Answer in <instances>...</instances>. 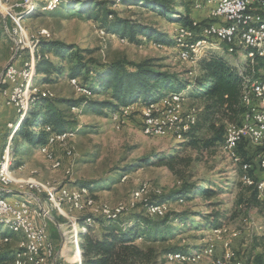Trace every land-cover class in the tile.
Listing matches in <instances>:
<instances>
[{
    "label": "rangeland",
    "instance_id": "1",
    "mask_svg": "<svg viewBox=\"0 0 264 264\" xmlns=\"http://www.w3.org/2000/svg\"><path fill=\"white\" fill-rule=\"evenodd\" d=\"M24 1L2 0L0 4V15L5 19V32L12 40V44H10L4 36L1 38L0 75L7 63L15 57L17 50L20 52L19 58H22L23 66H28L31 63L32 39L27 38L24 45H17L16 40L18 41L19 37L14 35L13 32L10 34L11 32L7 31H13L18 25L21 26L24 33L33 35V38L65 43L74 47L73 53L82 52V55L86 56V60L92 59L101 65L107 66L106 64L120 59H127L134 63L153 59L158 62L162 69L176 73L182 79H185L184 81H192L200 75L198 62L181 61L177 56L175 50L177 46L175 45L164 46L160 43L147 41L145 38H141L138 43L132 42L129 38L109 34L101 27V19L105 17L106 13L103 9L105 7L116 12L120 19L127 20L133 25H149L166 33L169 37L173 36L174 28L179 23L172 22L160 12H155L139 3L128 4L117 0H64L65 3H68V9L74 8L76 10L75 14H68L67 11L69 10L64 9V7H60L54 14H37L38 10H56L61 0L59 3H55V0H31L32 5L24 9L25 11L22 10ZM175 2L178 6L180 3H185L182 0H175ZM197 12H205V8ZM197 12L192 11L193 18L201 20V16L198 17ZM20 13H26V15L23 14L24 19L18 22L16 17ZM93 15L99 17V19L96 20ZM108 18L110 22H114L112 16ZM202 20L205 21V19ZM38 44L40 45V42ZM156 44H160L161 47L158 48L155 46ZM48 56L57 61L54 54H47L46 57ZM212 56L225 59L236 69L244 70L247 68L248 70V67H250L246 52L232 55L227 53L222 46L220 49L214 50L210 57ZM19 58L16 61L17 63H19ZM75 63L76 61L63 60L64 74L62 76L53 75L50 83L43 84L44 76L38 75L36 78L35 75L34 86H37L36 88L40 86L39 90L45 93L50 91L54 96L49 98H57L58 100H76L80 98V96L85 95L82 89L87 90L79 84L82 78L71 80L68 76V69ZM188 90L184 92V109L188 111L192 108H198L196 110L199 114V123L194 130V135L198 140H210L220 125H223L226 130L229 123L240 120V114L228 118L217 115L207 116L202 112V101L195 98L194 94H189L192 87ZM86 95L88 94L86 93ZM1 103L5 105L2 97L0 98V110ZM35 103L36 101L31 102L27 106L28 108L25 107L26 110L24 108L23 111L16 105L14 108L5 105V108L1 110L0 162L3 159L4 149L11 144L12 155L9 157L8 177L12 183L9 187L3 188L0 181V198L6 199L10 203L29 198L32 200V207L37 209V206H40L39 203L26 194L36 195L41 200L43 208L49 210L50 214L45 219L37 218L35 224L45 231L47 239L54 249L55 246L48 230L50 216L55 217L60 223L63 235V247L59 252L61 257H66L72 264L80 263L79 258H77L76 247L67 239L71 237L70 231H72L74 225L81 226L78 220L81 217L95 216V213L103 217H111L114 215L111 213L115 212L116 214H125L142 210L146 212L147 210L146 213L150 217L156 218L157 216L151 215L152 213L149 212V202L156 201L157 198L163 195L172 194L185 182L207 186L216 191L218 195L209 202L197 196L191 201L186 200L182 204L178 203L179 199L170 201V203L164 202L166 203V212L164 211L163 216L183 211L184 213L190 212L193 215L202 212L203 216L219 213L218 224H223L242 234L232 244L236 256L246 260V264H251L256 256L261 255L260 240L263 239L264 235L263 198L258 197L259 200L256 199L255 201L252 196L253 189L240 183L238 177L240 171L232 164L223 151L221 144L202 151L186 148L187 141L184 135L167 134L161 137H148L142 132L143 125L141 127V116L139 115L140 112L137 111V105H131L118 111L120 113L127 111L126 115L119 119V129H117V124L111 117L113 113L107 114L105 117L91 112L74 116L77 112L79 113V108L73 110L68 109L67 106H62L61 109L68 116L69 125L66 129L75 128L74 130H78V132L75 138L63 143L57 142L51 147L53 157L61 164L59 168H53V162L45 158L39 149L29 150L26 155H20V157H16L12 151V138L27 117L30 109L35 106ZM139 106V109H144L145 105L139 104ZM131 111H135L133 115ZM44 127L38 130H44ZM74 133L76 132L74 131ZM150 155L177 156L179 159L176 164L179 165L181 170L176 174L166 167L150 165L144 168H132V170L127 171V168L135 166L139 160ZM252 155L253 152L250 151V157ZM17 161L21 162L19 168L15 165ZM12 164L16 170H11ZM28 182L36 183L39 189L35 190L31 184L27 185ZM81 187L88 190L90 187L94 189L93 193L89 190L90 197L95 200L94 206L84 210H66L65 205L59 209L53 206L50 199L55 196L59 197L58 188H64V193H67ZM3 190H14L21 194H7ZM210 204H218V206L209 208ZM11 217V213L0 216V221H7ZM191 222L190 226L179 231L171 239L168 243L171 247H184L188 253L200 252L205 248L208 241H210L211 229L215 227L207 224L204 217L200 219L193 218ZM6 223L8 222H4V225L0 224V231L2 230L7 234L0 239V249L15 247L10 242L5 243L2 240L9 237L11 241V236L8 235H15ZM87 224L89 226H82H86L88 231L90 226L98 227L92 219H89ZM176 225L179 228L182 226ZM1 226L9 231L3 230ZM51 226L53 227L52 224ZM53 229L56 239L58 238V231L55 227ZM16 235L21 236V242L24 237L20 234ZM59 248L60 246L55 249L56 254ZM221 253L222 248L218 244L215 255L220 256ZM165 259L166 264H179L178 262L169 263L167 256ZM36 261L37 259L33 263L36 264ZM197 264L216 263L213 258L204 257Z\"/></svg>",
    "mask_w": 264,
    "mask_h": 264
},
{
    "label": "trees",
    "instance_id": "2",
    "mask_svg": "<svg viewBox=\"0 0 264 264\" xmlns=\"http://www.w3.org/2000/svg\"><path fill=\"white\" fill-rule=\"evenodd\" d=\"M117 1L128 4L139 3L155 12H160L168 20L179 23L178 26L192 27L193 22L197 20L193 18L192 14V11L195 13L197 11L194 10L193 3L189 0H182L185 3H180L179 6L175 0ZM60 7H64V9L69 8L68 3L61 0L56 10H38L37 14H54ZM103 9L106 13L105 17L101 19V27L107 33L129 38L130 41L137 43L141 38H145L147 41L160 43L164 46L175 45L173 36L169 37L166 33L149 25H133L127 20L120 19L116 12L108 8L107 10L105 7ZM68 10V14H75L76 10L74 8ZM109 16L114 18L113 23L112 21L110 22ZM94 17L96 20L99 19V17ZM197 21H201L203 24L207 20ZM3 36L7 39L8 43L12 44L11 38L5 32V19L0 15V43ZM73 49L74 47L59 41L41 40L38 46L40 58L36 62V78L38 75H42L44 76L43 84L50 83L53 75L62 76L64 74L63 60L76 61L75 65L68 69V76L71 79L82 78L79 84L83 88H86L89 94L82 95L76 100H58L57 98L39 96L36 100L37 104L35 103V106L30 109L27 117L23 120L12 138V151L16 157L26 155L29 150L42 149L46 146L49 136L53 134L69 130L75 131V134H77L78 130H74L75 128L66 129L69 125L68 116L61 109L62 106H67L68 109L79 108V113L77 112L74 116L91 112L105 117L107 114L117 113L122 108L131 105L139 106V104L147 105L148 103L164 101L172 94H181L185 98L184 92L189 91L188 89L192 87L189 94H194L195 98L202 101V112L207 116L217 115L228 118L232 115L240 114L241 117L244 112L241 102V75H251L253 71L258 72L264 64L262 60H259L254 64L250 62L248 70L247 68L244 70L236 69L223 58L210 57L212 53L210 52L205 58L197 61L200 66V75L192 81H184L185 79H182L176 73L162 69L158 62L153 59H146L139 63L120 59L105 66L92 59L86 60V56L82 55V52L77 51L73 53ZM50 53L56 56L57 61L52 60L49 56L46 57ZM208 56L209 58H207ZM157 94L158 96L156 97ZM33 110L36 111L34 112ZM198 116L199 114L197 113V118ZM198 123L199 120L189 133L184 134V138L187 141L186 148L204 151L223 144L224 131H226L223 125H220L215 130L213 138L200 141L194 135V130L197 128ZM46 125L51 127V132L45 130ZM43 127L44 130H38ZM251 150L246 144H242L239 147L240 154L246 160H251L257 153L264 151L263 148L256 151L252 150L253 155L250 157ZM178 159L174 155L169 157L150 155L139 160L135 166L127 168V171L132 170V168H144L145 166L156 165L166 167L178 174L181 170L179 165L176 164ZM20 164V161L15 163L18 168ZM13 169L16 170L12 164L11 170ZM252 189L253 199L255 201L256 199L259 200L257 190L255 188ZM89 190L93 193L94 189L90 187ZM217 195L216 191L207 186L185 182L172 194L168 196L163 195L157 198L156 201L149 202L148 207L164 204V202L170 203V201L178 199V203L182 204L186 200L191 201L196 196L209 202ZM95 198L97 199V197ZM216 206L218 204H210L209 208ZM146 212L145 210L132 211L120 214V216L112 215L111 217H95L90 215L78 219L81 226H89L87 224L89 219L94 220L98 224V227L90 226L88 233L81 237V264H166L165 258L168 254L182 251L187 252V249L184 247H171L168 243L179 231L190 226L193 218L200 219L204 217L207 224H211L215 228L225 226L218 224V220L220 219L219 213L203 216L202 212L193 215L190 212L184 213L183 211L152 218ZM176 224L182 225L181 228L176 227ZM3 230L8 229L3 228ZM5 234L1 230L0 239ZM10 244L12 245V243ZM19 251L20 249L15 247L0 249V264H14L16 254ZM251 264H264V253L256 256Z\"/></svg>",
    "mask_w": 264,
    "mask_h": 264
},
{
    "label": "bare ground",
    "instance_id": "3",
    "mask_svg": "<svg viewBox=\"0 0 264 264\" xmlns=\"http://www.w3.org/2000/svg\"><path fill=\"white\" fill-rule=\"evenodd\" d=\"M22 1V0H21ZM234 1V0H227ZM60 0H55V3H59ZM242 3V8L245 9L246 13H237L236 16H231V21L229 25V30L224 34V40H218L215 36L211 34H203L201 32V25L195 24L193 22L192 27L176 26L174 28L173 37L175 40V50L178 58L183 61H195L206 57L210 52L220 49L223 46V49L232 55L239 54L241 52H246L249 58V61L254 64L256 61L262 60L264 62V4H258V13L260 15L257 17L256 3L255 0H240ZM258 2H264V0H258ZM2 0H0V4ZM29 5H32L31 0H27L24 5L26 9ZM210 5V0H196V11H200ZM20 6V5H19ZM23 7V5H22ZM22 9V10H24ZM25 11V10H24ZM23 12V11H22ZM26 15V13H23ZM18 14L16 20L18 22L23 20L24 15ZM26 17V16H25ZM256 17V18H255ZM210 18L220 20V23H228V14L219 13L217 11H210ZM15 23V22H14ZM14 25V24H13ZM190 29V33H187V30ZM13 34L19 37L18 41L16 40L17 45H24L27 39L26 33L21 29V26L18 25L13 29ZM210 31H217V24H210ZM16 36H14L16 38ZM251 36V38H250ZM124 40V39H123ZM122 40V41H123ZM250 40V41H249ZM41 42V41H40ZM31 47V63L28 66L21 67V73L19 82L16 86V96H18V101L15 105L21 108V111L24 108H28L31 102L37 100L39 96L44 97H53L54 95L50 91L42 92L39 90L41 88H36L34 86V77L36 75V62L40 58L38 52V45L32 43ZM30 46V45H28ZM158 48L161 47L160 44H156ZM18 47V46H17ZM15 52V51H14ZM16 56L12 63H17L20 52L17 50ZM10 66L6 69L9 70ZM242 96L241 102L244 107V112L241 115L240 120L236 123L237 130H245L246 128V111L249 108L248 95L244 91H248L249 84V93H257L258 83L264 87V64L258 72H254L251 75L242 74ZM73 80V79H71ZM82 91L87 94V90L82 89ZM169 98H172V102L169 105L168 120L176 121L175 131H166V132H154L153 128H150V123H143L142 132L148 137H161L167 134H180L184 135L189 133L197 124V111L195 108L190 110L184 109L185 98L181 94H172ZM257 101H262L261 104V116H264V93H257ZM166 100L155 103H148L144 106V115L145 118L156 117V108L160 107V103H165ZM37 104V103H36ZM25 108V110H26ZM128 108V107H127ZM78 108H73L76 110ZM127 111L123 113L117 112L112 114L113 121L117 124V129H119V119L126 115ZM28 115V114H27ZM230 128H233V124H228L225 131L224 142L221 145L225 154L229 157L232 164L239 169L240 176L239 180L242 185L246 187L249 184H255L256 175H252L250 170H242V164L239 161V156L236 154L235 149L231 145L230 138ZM45 130L51 132V127L46 126ZM76 134L73 131H65L59 134H53L49 136L46 146L40 149L39 151L43 156L53 162V168H59L61 166L60 162L53 157L51 152V147L57 142H65L71 138H75ZM260 140L264 144V133H257V139H250V147H260ZM11 144L7 145L3 152V159L0 162V181L3 188H7L11 185L12 181L9 179V167L11 157ZM241 147V146H239ZM247 149V148H246ZM240 154V152H239ZM32 185L35 190H38L39 187L34 182H28L27 185ZM30 187V186H29ZM252 188V187H250ZM90 191L87 188H79L70 190L65 194L66 199H75V209L84 210L91 208L95 205V200L90 197ZM259 198H263L259 194ZM53 203V206L57 209L62 207L64 204L59 200V197L55 196L50 199ZM165 204H157L149 208L151 215L163 216L164 211L166 210ZM0 205H12L19 206L26 212L34 213V222L37 218H47L49 210L37 206V209L32 207V200L25 198L22 201H16L14 203L8 202L6 199L0 198ZM52 206V207H53ZM54 209V208H53ZM166 212V211H165ZM108 214V212H106ZM12 217L7 221H0V224L4 225V222L9 225V229L13 234L22 235L23 240L19 243L18 248L20 251L16 254L14 264H34L33 261L37 259L36 264H53L55 258V249L52 244L48 241L47 235L42 228H38L39 237L41 238V248L42 255L40 252H35L33 245L35 244V236L33 235V230L30 227L23 223L24 215L11 213ZM49 217V216H48ZM90 223V222H89ZM97 224V223H96ZM94 225V224H93ZM98 225V224H97ZM36 226V224H35ZM211 239L206 244L205 248L200 252L194 253H185V252H176L170 253L167 255V261L169 263H179V264H197L204 257H211L213 255L214 248H217L218 244L220 246L232 245L233 241L240 237L239 231H234L227 226L221 228L211 229ZM88 228L86 226H77L74 225L72 231H70L71 237L67 241L71 242L73 246L77 249V258L80 260L81 264V237L82 235L87 234ZM260 251L264 253V235L263 239L260 240ZM3 242H10L9 237H5ZM206 243V242H205ZM205 245V244H203ZM60 254V253H59ZM216 264H224L219 257L215 258ZM236 258L235 251L233 248H225L224 262L227 264H234Z\"/></svg>",
    "mask_w": 264,
    "mask_h": 264
},
{
    "label": "built area",
    "instance_id": "4",
    "mask_svg": "<svg viewBox=\"0 0 264 264\" xmlns=\"http://www.w3.org/2000/svg\"><path fill=\"white\" fill-rule=\"evenodd\" d=\"M193 3V8L196 11V0H189ZM27 0L23 3L26 4ZM257 17L260 15L258 13V4H264V2H258L255 0ZM205 11L208 12V17L206 23H201V21H197L195 24H201V32L203 34H211L215 36L218 40H224V34L229 30V25L231 21V16H236L237 13H246L245 9L242 8V3L240 0L227 1V0H210V5H206ZM210 11H217L219 13H227L228 14V23H220L218 19L210 18ZM256 18V17H255ZM8 19V18H7ZM11 20V18H10ZM210 24H217V31H210ZM8 32L10 31L7 30ZM187 33H190V29L187 30ZM27 38H31L32 42L36 43V45L41 41L39 38H33V35H27ZM251 38V36H250ZM250 41V40H249ZM17 49V47H16ZM16 56V53L15 55ZM22 67V58H19V63H12L10 65L9 70L5 71L4 79L2 81V88L0 90L1 97L4 99L5 105L9 107L15 106L16 101H18V96H16V86L19 82L20 73ZM246 95H248L249 100V108L246 111V128L245 130H237L236 123L233 122V128H230V138L231 145L236 151V154L239 156V161L242 164V170H250L252 175H256L255 184L246 185V187L255 188L261 196H263L264 201V151L257 153L255 157L251 160H246L243 158L242 154H239V146L242 144H246L250 147V139H257V133H264V116H261V104L262 101H257V93H264L263 85L258 83L257 93H249V84L248 91H244ZM172 102V98H166L165 103H160V107L156 108V117L145 118L144 109H139L137 106V111L140 112L141 116V124L150 123V128H153L154 132H166V131H175V123L176 121L168 120L169 105ZM132 115L135 111H131ZM253 151L259 150L261 148L264 149V144L260 140V147H250ZM59 200L63 202L66 210H74L75 209V199H66L64 194V188H58ZM133 209V208H129ZM9 213H17L24 215V222L27 224L31 230H33V235L35 236V244L33 245L35 252H40L42 255L41 248V238L39 237V232L37 226H35L34 222V213L26 212L19 206L12 205H0V216L7 215ZM82 214V213H81ZM116 216H120V214L111 213ZM96 216H102L98 213H95ZM63 247V246H62ZM218 247V246H217ZM222 253L220 256L215 255L217 252V248H214L213 255L211 257H219L224 264V254L225 248H233L232 245L221 246ZM56 249V247H55ZM56 257V253H55ZM234 264H246V260L242 257H237L234 260Z\"/></svg>",
    "mask_w": 264,
    "mask_h": 264
},
{
    "label": "crops",
    "instance_id": "5",
    "mask_svg": "<svg viewBox=\"0 0 264 264\" xmlns=\"http://www.w3.org/2000/svg\"><path fill=\"white\" fill-rule=\"evenodd\" d=\"M197 16L199 17V16H201V20L202 19H205V20H207V17H208V12L207 11H205V12H197ZM2 104V107H1V110H3L4 108H5V105L3 104V103H1ZM1 110H0V113H1ZM252 151V150H251ZM253 152V151H252ZM37 202V201H36ZM49 223H48V230H49V234H50V238H51V240L53 241V243H54V246L56 247V249L58 248V246H60V248H59V250H58V252H57V254L56 255H58L59 254V252H60V249L62 248V244H63V235H62V230H61V226L60 225H57L53 220H49L48 221ZM58 222V224H60L59 223V221H57ZM51 224L53 225V227L51 226ZM56 228L57 229V231H58V238H56L55 239V237H54V229L53 228ZM50 228H51V230H50ZM50 232H52V233H50ZM5 235H7V234H5ZM8 236H11V241H10V243H12V245H14L15 246V248H17V246H18V243H19V241L21 240V236H19V235H8ZM208 257V256H207ZM66 258V257H65ZM64 258V256L63 257H61V255H59V257H58V262H57V264H72V262L69 260V259H65ZM212 258V257H211ZM215 258H217V257H215ZM199 263V262H198ZM252 263V262H251ZM80 264V263H79Z\"/></svg>",
    "mask_w": 264,
    "mask_h": 264
},
{
    "label": "water",
    "instance_id": "6",
    "mask_svg": "<svg viewBox=\"0 0 264 264\" xmlns=\"http://www.w3.org/2000/svg\"><path fill=\"white\" fill-rule=\"evenodd\" d=\"M13 58H14V57H13ZM13 58L7 63V65L5 66V68L3 69V71H2V73H1V75H0V90H1V86H2V81H3V79H4L5 71H6V69L12 64V62H13ZM3 191H4L5 193H7V194H8V193H12V194H21V193H19L18 191H14V190H12V191H10V190H3ZM23 195H24V194H23ZM26 195L32 197L33 199H35V200L39 203L40 207L43 208V204H42L41 200H40L36 195H34V194H26ZM50 219L53 220L57 225H59L55 217L50 216ZM59 255H60V254L56 255V257H55L54 260H53V264H57Z\"/></svg>",
    "mask_w": 264,
    "mask_h": 264
}]
</instances>
